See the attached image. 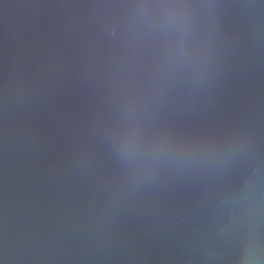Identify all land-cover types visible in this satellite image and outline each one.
I'll list each match as a JSON object with an SVG mask.
<instances>
[{"label":"water","instance_id":"95a60500","mask_svg":"<svg viewBox=\"0 0 264 264\" xmlns=\"http://www.w3.org/2000/svg\"><path fill=\"white\" fill-rule=\"evenodd\" d=\"M0 264H264V0H0Z\"/></svg>","mask_w":264,"mask_h":264}]
</instances>
